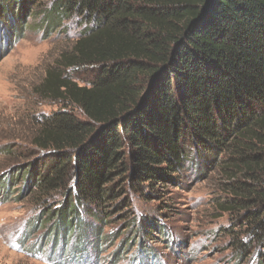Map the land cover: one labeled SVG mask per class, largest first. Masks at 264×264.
<instances>
[{"label":"trees","instance_id":"16d2710c","mask_svg":"<svg viewBox=\"0 0 264 264\" xmlns=\"http://www.w3.org/2000/svg\"><path fill=\"white\" fill-rule=\"evenodd\" d=\"M46 1L0 0V19L14 17L12 41L30 19L46 35L79 19L35 89L62 108L42 118L40 156L18 176L41 205L63 198L46 213L54 243L77 254L100 238L109 202L132 188L150 197L188 165L214 167L227 180L218 207L236 216V260L264 264V0ZM80 70L85 84L70 76Z\"/></svg>","mask_w":264,"mask_h":264},{"label":"rangeland","instance_id":"374dc122","mask_svg":"<svg viewBox=\"0 0 264 264\" xmlns=\"http://www.w3.org/2000/svg\"><path fill=\"white\" fill-rule=\"evenodd\" d=\"M31 21L35 25L12 41L14 17L0 19V264H257L253 258L236 260L235 237L227 231L236 216L218 207L227 180L214 167L196 175L188 165L175 175V182L160 181L154 197L132 188L109 202L99 210L110 212L108 224H101L100 238L86 242L77 254L61 239L54 243L55 221L46 213L56 211L63 198H50L47 206L41 205L35 188H27L26 178L18 176L40 156L31 141L42 118L62 108L39 96L36 86L81 29L79 19H73L63 23L65 31L59 28L46 35L38 18ZM70 73L82 84L91 79L87 70ZM76 115L82 117L78 110ZM149 220L158 225L143 231ZM78 236L79 228L70 240Z\"/></svg>","mask_w":264,"mask_h":264}]
</instances>
